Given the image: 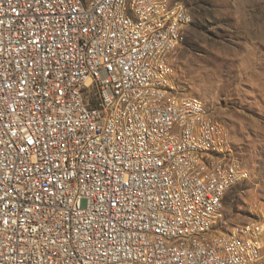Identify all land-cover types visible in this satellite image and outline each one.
<instances>
[{
	"label": "built area",
	"instance_id": "2783aa9c",
	"mask_svg": "<svg viewBox=\"0 0 264 264\" xmlns=\"http://www.w3.org/2000/svg\"><path fill=\"white\" fill-rule=\"evenodd\" d=\"M173 0H0V264H262L264 202L226 130L176 92Z\"/></svg>",
	"mask_w": 264,
	"mask_h": 264
},
{
	"label": "rangeland",
	"instance_id": "374dc122",
	"mask_svg": "<svg viewBox=\"0 0 264 264\" xmlns=\"http://www.w3.org/2000/svg\"><path fill=\"white\" fill-rule=\"evenodd\" d=\"M173 1L193 17L173 60L176 94L201 101L247 172L222 202L218 227L231 231L264 202V0Z\"/></svg>",
	"mask_w": 264,
	"mask_h": 264
}]
</instances>
